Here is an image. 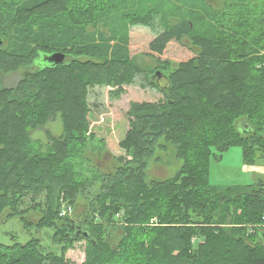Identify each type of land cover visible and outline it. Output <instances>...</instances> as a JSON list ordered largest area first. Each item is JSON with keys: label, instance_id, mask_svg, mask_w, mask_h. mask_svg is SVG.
Wrapping results in <instances>:
<instances>
[{"label": "trees", "instance_id": "trees-1", "mask_svg": "<svg viewBox=\"0 0 264 264\" xmlns=\"http://www.w3.org/2000/svg\"><path fill=\"white\" fill-rule=\"evenodd\" d=\"M222 1L0 0V73L38 67L15 88L0 80V216L55 247L0 243V264H264V182L210 183L211 158L234 146L264 164V0ZM57 52L65 63L49 64ZM139 56L170 69L168 84ZM161 140L182 167L148 183ZM103 153L114 174L89 165Z\"/></svg>", "mask_w": 264, "mask_h": 264}, {"label": "rangeland", "instance_id": "rangeland-1", "mask_svg": "<svg viewBox=\"0 0 264 264\" xmlns=\"http://www.w3.org/2000/svg\"><path fill=\"white\" fill-rule=\"evenodd\" d=\"M206 2L214 9L220 10L223 8L222 0H206ZM189 3H191V1H189ZM171 21L173 22L172 24H175L177 23L178 18H172ZM101 28L103 31H108V29L102 26ZM186 41L188 42L187 39ZM135 64L141 68L143 67L145 69H149L150 71H156L158 68H160V70L156 73L154 79L158 80L163 85L168 84L167 78L171 70L165 69L152 58L139 56L137 57ZM172 68L174 69L175 66H172ZM37 69L38 67L34 66L9 75L0 73V80L5 88H15L26 74L35 72L37 71ZM243 120L245 119H241L238 123L240 124ZM239 124H237V128L239 132L243 134V131ZM242 126H244V131H248L246 133L252 131V127H250L247 121L242 123ZM47 130H49L56 136H60L63 130L61 120L58 119L57 121H51L46 130L34 133V138L39 142L36 144L37 148H39L41 143H48V139L45 135V132ZM160 144L163 145L165 149H158L155 158L149 162V168L147 170L146 178V181L148 183L171 179L182 167V161L178 160L176 157L175 147L167 144L165 140H161ZM89 156V165L91 167L97 168L103 174H114L119 166L117 161L109 153L89 154ZM258 163L260 164L253 166L246 164L243 157V149L239 146H234L222 155L216 154V157L214 156L211 158L210 183L218 188L257 183L260 180H264V176L262 175L264 174V172L261 168L264 167V164L261 163V161H259ZM247 166L253 168L260 167L258 171L261 174L258 172L244 174L246 172ZM77 169L82 170V166L78 165ZM67 207L70 206H65L64 208ZM79 212L82 211L79 210ZM8 213L9 211H5V213L0 216V243L4 244L5 246H12L15 244H24L31 238L38 237L40 241L45 244V246H43V250L45 253H50L55 249L51 240V236L49 234L43 232L39 233L37 236L35 233L37 232L36 229H25L21 219L16 218L12 221H8V219L6 218ZM40 218L41 215L34 212L26 216L27 221L33 223H37ZM120 224L121 223L119 222L118 225ZM108 233L109 240L111 241L112 245H116V243L118 242L117 240L122 233L121 230L112 228L108 231ZM249 233H254V231L249 230Z\"/></svg>", "mask_w": 264, "mask_h": 264}, {"label": "water", "instance_id": "water-1", "mask_svg": "<svg viewBox=\"0 0 264 264\" xmlns=\"http://www.w3.org/2000/svg\"><path fill=\"white\" fill-rule=\"evenodd\" d=\"M65 60H66V55L61 52L54 53L48 57L49 64L55 65V66L64 64ZM69 229L74 230L77 236H82L85 239H91L89 234L87 232H84L81 226H78L75 223H72Z\"/></svg>", "mask_w": 264, "mask_h": 264}, {"label": "built area", "instance_id": "built-area-1", "mask_svg": "<svg viewBox=\"0 0 264 264\" xmlns=\"http://www.w3.org/2000/svg\"><path fill=\"white\" fill-rule=\"evenodd\" d=\"M73 211H74V209L72 208V207H67V208H64L62 211H61V213H60V215L62 216V217H72V214H73ZM123 215V212L120 214V215H118L117 216V218H116V221L119 223V221L121 220V216ZM97 222H99V218H98V221ZM158 221H157V219H153L152 220V224H156Z\"/></svg>", "mask_w": 264, "mask_h": 264}, {"label": "crops", "instance_id": "crops-1", "mask_svg": "<svg viewBox=\"0 0 264 264\" xmlns=\"http://www.w3.org/2000/svg\"><path fill=\"white\" fill-rule=\"evenodd\" d=\"M262 169H263V172H264V167H261ZM260 169V167H250V166H247L246 167V172L244 173V174H250V173H255V172H258V173H260L258 170ZM255 170V171H254ZM261 174V173H260ZM263 176H264V174H262ZM261 182L263 181L264 182V180H260ZM259 181V182H260ZM245 185V184H244ZM243 184L241 185V186H244ZM246 185H250V184H246Z\"/></svg>", "mask_w": 264, "mask_h": 264}, {"label": "flooded vegetation", "instance_id": "flooded-vegetation-1", "mask_svg": "<svg viewBox=\"0 0 264 264\" xmlns=\"http://www.w3.org/2000/svg\"><path fill=\"white\" fill-rule=\"evenodd\" d=\"M73 214H74V211H73ZM73 214H72V215H73Z\"/></svg>", "mask_w": 264, "mask_h": 264}]
</instances>
